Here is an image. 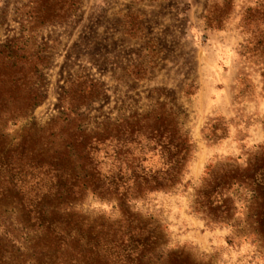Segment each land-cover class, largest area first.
Instances as JSON below:
<instances>
[{
  "label": "rangeland",
  "instance_id": "374dc122",
  "mask_svg": "<svg viewBox=\"0 0 264 264\" xmlns=\"http://www.w3.org/2000/svg\"><path fill=\"white\" fill-rule=\"evenodd\" d=\"M30 1L0 0V45L18 40L23 60L37 66L31 85L41 95L26 116L0 120L6 142L42 131L73 101L84 103L72 113L90 132L162 108L190 152L172 189L128 202L157 237L143 261L168 264L177 253L190 264H264L260 201L251 187L225 191L226 222L212 220L197 200L213 176L264 157V0H63L72 3L65 18L35 27ZM71 85L91 97L71 98ZM143 166L159 168L160 159L149 154ZM100 168L107 171L110 160ZM63 208L88 224L121 221L113 198L90 191ZM5 210L0 237L14 218Z\"/></svg>",
  "mask_w": 264,
  "mask_h": 264
},
{
  "label": "trees",
  "instance_id": "16d2710c",
  "mask_svg": "<svg viewBox=\"0 0 264 264\" xmlns=\"http://www.w3.org/2000/svg\"><path fill=\"white\" fill-rule=\"evenodd\" d=\"M30 4L34 27L65 18L72 5L65 6L63 0ZM58 4L62 6L57 8ZM21 51L18 40L0 45V120L22 118L41 101L31 85L37 66L23 60ZM78 88L71 85L67 94L73 99L91 97ZM68 104L66 113L61 111L38 133L26 130L16 144L7 143L0 132V210L14 214L0 237V264H147L144 257L155 249L157 237L138 221L128 202L169 191L178 183L190 152L188 139L174 115L162 108L90 132L72 113L84 103ZM149 154L159 157V168L143 166ZM105 158L110 168L102 172ZM236 183L251 187L260 201L257 222L264 234V157L243 171L213 176L197 192L200 206L212 220L226 222L231 207L225 191ZM86 191L117 202L121 213L117 226L88 224L63 208L81 200ZM168 264L190 263L171 253Z\"/></svg>",
  "mask_w": 264,
  "mask_h": 264
}]
</instances>
